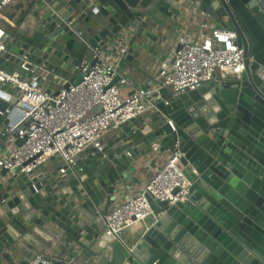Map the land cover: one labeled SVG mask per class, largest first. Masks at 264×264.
<instances>
[{"label":"water","instance_id":"water-1","mask_svg":"<svg viewBox=\"0 0 264 264\" xmlns=\"http://www.w3.org/2000/svg\"><path fill=\"white\" fill-rule=\"evenodd\" d=\"M194 10L238 32L246 69L170 95L168 104L158 99L109 135L103 150H85L64 176L59 169L8 176L0 187V258L21 241L50 246L64 238L97 264H264V0H47L11 32L0 66L23 72L27 59L80 82L81 63L129 28L125 59L149 72L155 45ZM9 88L0 84V123L12 109ZM154 143L160 152H183L192 170L188 198L156 208L132 244L100 239L118 189Z\"/></svg>","mask_w":264,"mask_h":264},{"label":"built area","instance_id":"built-area-1","mask_svg":"<svg viewBox=\"0 0 264 264\" xmlns=\"http://www.w3.org/2000/svg\"><path fill=\"white\" fill-rule=\"evenodd\" d=\"M25 2L0 0V56L11 34L6 26L15 30L25 20L22 12H9L12 6L21 7ZM130 37L131 29H124L105 50H94L80 65L82 80L64 79L57 90L43 87L46 76L51 74L44 64L26 59L21 64L23 72L0 66V84L10 87L4 98L12 104V109L3 114L8 123H0V143H6L0 151V173L7 170L8 176H34L55 158L61 162L58 173L64 176L78 165L85 150H103L108 135L153 110L158 99L168 104L170 95L197 89L217 75L239 76L246 69V51L238 32L205 21L200 31L177 37L174 61L160 69V79L154 86L136 85L122 71ZM58 76L54 78L62 79ZM96 107L100 110L91 113ZM167 123L176 130L172 119L168 118ZM159 151L160 144L154 143L152 154ZM169 152L140 193L111 205L100 239L112 236L123 240L125 228L146 220L156 208H163V203L170 208L188 198L191 178L181 162L183 152L178 148ZM27 264L58 263L39 255Z\"/></svg>","mask_w":264,"mask_h":264},{"label":"crops","instance_id":"crops-1","mask_svg":"<svg viewBox=\"0 0 264 264\" xmlns=\"http://www.w3.org/2000/svg\"><path fill=\"white\" fill-rule=\"evenodd\" d=\"M46 3L47 0H27V2H25L21 7L12 6L9 15H12L18 11L22 12L25 17V20L20 23L22 24L25 21L30 20L35 13H38L39 10L46 5ZM205 21L211 24H216L214 20L207 19L201 14L186 16V18L181 20L176 28H173L172 34L169 35L162 44L155 45L156 53L154 56H152L155 65H153L149 72H142L144 70L146 71L147 68L141 66V70H139V68L133 62L131 63V61L125 59V61L122 63L123 73L128 76L130 82L133 84H144L149 87L154 86V84H156L160 79V69L163 66H167L172 63L171 60L173 58V50L176 45L177 37L187 32L200 31L201 25ZM6 30L10 33L12 28L10 26H6ZM55 75L48 74L46 76L47 79L44 81V83H42L45 89L49 91L57 90L60 87L62 80L67 79L71 81L73 77V73H70L67 77L58 76L62 79L56 80L54 78ZM99 110L100 108L96 107L91 111V113H95ZM5 144L6 143L4 140L0 143V151L5 148ZM169 154V150H166L164 152L159 151V153L156 155H153L151 152V154L145 157H139L138 161L140 162L136 165V172L130 177L128 183L125 186H121L118 189L114 203H119L120 201L128 199L132 195L140 193L150 181V179L156 174L161 164L168 158ZM60 166L61 162L59 159L54 158L48 161L45 166L39 168L36 171V174L53 172L59 169ZM186 170L190 177V174L192 173L191 168L187 167ZM3 172L4 171L0 173V183L2 185H4L8 179V175L5 176ZM155 218V214H152L146 220L135 222L133 225L125 228L122 234V239L128 244H132L135 241L137 232L144 229L145 226H149L152 222H154ZM39 255H47L58 264H66L70 260H74L73 264H97L92 261L93 257L86 248L72 240L64 238L56 239L50 246H46L43 243L35 246L33 244L21 241L18 243L16 248H13L7 254H5L4 257H1L0 262L1 264H27Z\"/></svg>","mask_w":264,"mask_h":264},{"label":"rangeland","instance_id":"rangeland-1","mask_svg":"<svg viewBox=\"0 0 264 264\" xmlns=\"http://www.w3.org/2000/svg\"><path fill=\"white\" fill-rule=\"evenodd\" d=\"M11 15V14H10ZM13 30V29H12ZM14 31V30H13ZM49 170V169H48ZM143 230V229H142ZM142 230H140V231H142ZM140 231L139 232H137V233H140Z\"/></svg>","mask_w":264,"mask_h":264},{"label":"bare ground","instance_id":"bare-ground-1","mask_svg":"<svg viewBox=\"0 0 264 264\" xmlns=\"http://www.w3.org/2000/svg\"><path fill=\"white\" fill-rule=\"evenodd\" d=\"M13 30L10 31V33L12 32Z\"/></svg>","mask_w":264,"mask_h":264}]
</instances>
